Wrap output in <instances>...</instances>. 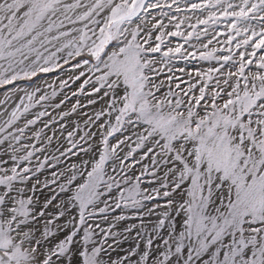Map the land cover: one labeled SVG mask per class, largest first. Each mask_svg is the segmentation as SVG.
<instances>
[{
  "label": "snow or ice",
  "instance_id": "snow-or-ice-1",
  "mask_svg": "<svg viewBox=\"0 0 264 264\" xmlns=\"http://www.w3.org/2000/svg\"><path fill=\"white\" fill-rule=\"evenodd\" d=\"M0 89V264H264V0H0Z\"/></svg>",
  "mask_w": 264,
  "mask_h": 264
},
{
  "label": "bare ground",
  "instance_id": "bare-ground-1",
  "mask_svg": "<svg viewBox=\"0 0 264 264\" xmlns=\"http://www.w3.org/2000/svg\"><path fill=\"white\" fill-rule=\"evenodd\" d=\"M153 14L155 15V13H153ZM188 50L189 51H192V49L189 48V46H188ZM206 65H207L206 63H204V62H202V61H200L198 59L188 58L186 60L185 59H179L175 63L174 68H176V69L183 68L185 70V72H191V70H193V69H196L197 70V69L203 68ZM177 74L179 75L180 73H177ZM184 78L187 79V77H184ZM68 107H70V105H68ZM69 119L70 120H73V119H75V117H71ZM128 211L129 210L125 209V212H128Z\"/></svg>",
  "mask_w": 264,
  "mask_h": 264
},
{
  "label": "rangeland",
  "instance_id": "rangeland-1",
  "mask_svg": "<svg viewBox=\"0 0 264 264\" xmlns=\"http://www.w3.org/2000/svg\"><path fill=\"white\" fill-rule=\"evenodd\" d=\"M194 22V21H193ZM165 23H167V21H165ZM218 30H223V25H221V26H219V28H218ZM170 40H171V45L170 46H172V47H175L176 46V44L177 43H182L183 41L180 39V38H169ZM220 39H223V37H220ZM181 41V42H180ZM206 42V41H205ZM188 48V45H185V48ZM211 47V46H210ZM193 50V49H192ZM179 59H177V60H173L172 61V66H174L175 65V63L178 61ZM202 62H204V63H206L208 66H209V62H206V61H202ZM212 63H215L214 61L212 62ZM204 66L203 68H200V69H197V70H201V69H205V68H207L208 66ZM196 69H193V70H191V73H195V71H197ZM163 78V77H162ZM50 83L52 82L51 80L49 81ZM2 92H3V90L2 89H0V94H2Z\"/></svg>",
  "mask_w": 264,
  "mask_h": 264
}]
</instances>
